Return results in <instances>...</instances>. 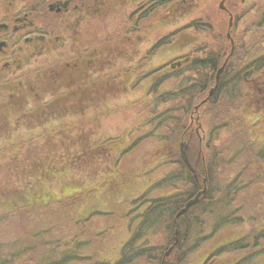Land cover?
<instances>
[{
    "label": "rangeland",
    "instance_id": "1",
    "mask_svg": "<svg viewBox=\"0 0 264 264\" xmlns=\"http://www.w3.org/2000/svg\"><path fill=\"white\" fill-rule=\"evenodd\" d=\"M81 1L76 0L77 3ZM102 1L92 4V18L89 19L91 21L89 25L82 23L83 16L88 13L79 12V19L77 16L79 21L74 19L72 32L78 43L72 45V50L58 46V49L47 59H44V56L31 58V61H27L30 63L26 62L24 66L16 65L5 71L8 74L0 86V151L7 154L0 157V192L16 191L15 188L23 187L28 177L36 176L40 179L41 194L49 192L61 196L84 188L83 191L87 194L74 199V201H83L79 205L78 214H85L90 209L99 207L102 210H113L115 216H109L108 211L106 213L103 211L101 216H94L85 223L83 237L87 238L89 243L85 244L82 250L94 256L92 260L105 259L112 262L118 257L122 243L127 242L132 236L128 231L127 220L123 216V212L129 207L128 202L145 188L147 176H143V173L148 167L156 164L162 155H168L170 147L165 146L161 153L160 146L146 138L143 139L144 141L141 139L140 148L121 156L123 148L117 147V151L111 146L100 148L107 144L92 148L93 144L101 141L102 138L104 143L115 139L125 148L131 140L137 138V129L142 127V125L137 127L138 124L146 115L150 116L147 99L144 100L147 90L161 80L160 76L166 75L165 71L173 61L183 59L187 55H192L194 58L199 55L196 51L205 45L215 46V37L223 32L224 26L223 36L231 45L229 55L231 56L236 49L233 69L229 73L227 83L233 85L235 81L241 80L242 76L246 80H252L248 76L246 66L242 71L240 67V60L248 52V56L257 57H248L246 63L252 65L259 73L263 71L260 74L261 78L257 79V85L264 89V61L261 60L264 59V39L257 36L253 40L248 38L246 33L247 20L254 11H259L260 17L264 19V0H226L225 5L233 17L232 29L228 24L229 13L220 8L221 0H197L199 6L185 8L183 11L185 13L182 15H179V12L169 13L170 16L168 15L166 20L158 21V16L164 12L160 9L159 12H156L157 10L152 12L147 20L139 21L136 18L138 25L134 30L130 28L131 23L127 20L128 11L132 9L127 0H122L120 2L122 5L117 4L112 9L104 8ZM172 1L169 0L168 3ZM253 7L255 9H252ZM200 19L208 26L200 22ZM191 22H197L196 26L206 30L201 31L192 27L190 29ZM183 27L186 34L178 40L175 31ZM207 28L212 29V32ZM228 31L231 38L227 36ZM118 32L123 37L119 40V44H106L107 37H114ZM97 35L99 36L96 37ZM129 35L136 38V48L131 45L129 49L125 41ZM86 40L98 42L88 45L89 41ZM81 42L87 46L82 45ZM96 45L106 48L98 51V54H93ZM77 50L78 52H75ZM89 58L91 63L88 61ZM191 62L192 60L188 63L182 62L184 65L178 71L169 72V74L175 73V77L164 83L161 88L165 89L166 86H174L183 81L185 78L182 77L181 72ZM48 63L53 66L49 67ZM97 64L102 69H96ZM163 67H166L164 71L160 70L152 74L153 71ZM115 68H120V75H113ZM50 102L55 104L43 109L47 113L36 114L37 108L38 111H42L43 104ZM202 104L204 103H199L196 107ZM256 108L257 106L252 109H255L257 117L260 113L264 114V93L261 96L260 108L258 110ZM199 114L203 116L201 118L194 116L190 123L194 124L193 140L197 138L198 146L202 150L203 133L209 129L207 121L212 113L201 109ZM197 117L202 128L195 121ZM214 121L217 123L219 119L214 118ZM253 133L260 137L264 135V119ZM186 138L190 140L188 135ZM243 138L250 142L247 136L244 135ZM188 139L181 138L175 143L177 147L170 152L174 153L175 157L180 154L183 158L182 150L187 155ZM227 139L229 142L227 146L232 148L234 146L231 143L235 141V144L239 145L242 137L224 133L222 140ZM243 142L246 143L244 140ZM86 143L89 146L83 145ZM92 152L94 153L91 154ZM191 152L198 151L192 147ZM188 162L194 167V162L190 160ZM169 168L171 166L166 161L163 167L155 169L149 177L154 175L152 179L159 182L161 172H166ZM50 172H55L56 176L49 178V181L42 180ZM67 187L69 192H65ZM119 197L123 199V203L114 204L115 199ZM240 198L249 205L254 203L252 197L240 196ZM1 210L0 207V236L3 234L0 245L7 239L10 231L7 220L4 221L6 217L2 216L5 213ZM7 216L12 221H16L19 214L9 213ZM22 216L23 214L20 215ZM46 222L53 224L50 221ZM70 224L72 226V222ZM136 226L139 225H134V230H137ZM237 233H241V230L225 229L215 240L204 244L198 253L194 252L191 263H212V260H204L206 254ZM55 234V230L51 231L50 241L53 243L49 248H40L41 251L45 250L44 253L49 254L55 243ZM72 235L74 239L81 237L76 232ZM69 239L71 244L75 245L74 240ZM157 241L160 244L163 239L160 237ZM67 244L70 245L68 241ZM173 251L174 248L168 255H164V259L172 256ZM36 257H41L38 250ZM29 258L31 259L32 256ZM80 264H89V262L85 260Z\"/></svg>",
    "mask_w": 264,
    "mask_h": 264
},
{
    "label": "trees",
    "instance_id": "2",
    "mask_svg": "<svg viewBox=\"0 0 264 264\" xmlns=\"http://www.w3.org/2000/svg\"><path fill=\"white\" fill-rule=\"evenodd\" d=\"M247 21V37L254 40L260 36L264 39V19L260 17L259 11L249 15ZM200 22L208 26L201 19ZM196 24L197 22L192 23L189 28L206 30ZM207 30L212 32V29ZM224 30L225 26L223 32ZM223 32L215 37V46L205 45L196 51L199 55L195 53L198 56L192 57L191 64L181 72L185 78L183 81L162 89L164 83L175 77V73L166 74L160 76L161 80L147 90L144 100L147 99L150 116L142 118L143 121L137 126L142 125V129H137L139 133L135 134L138 137L131 140L127 147L120 146L119 141L115 139L104 143L103 138L94 143L93 147L90 146L96 148L107 144L100 148L111 146L116 151L117 147H120L123 148L121 156L140 148L141 139L144 141L146 138L156 142L161 148V153L164 150L162 148L168 145L170 147L168 155H162L156 164L147 168L144 175L138 173L147 176V183L142 192L130 199L129 207L123 212L129 234L132 236L122 243L118 257L112 262L105 259L92 260L94 256L82 250V247L89 243V240L83 237L85 223L94 216H101L103 211H108L109 216H115L113 210L96 207L85 214H78L79 205L83 201L74 199L87 194L84 193V188L70 193L67 187L65 192L69 194L64 193L61 196L49 192L41 194L40 179L36 176L28 177L23 187H16V191L0 192L1 212L5 213L2 216L6 217L4 221L7 220L10 227L7 239L0 245V264H80L85 260L89 264H192L193 255L198 253L204 244L219 237L225 229H238L241 233L210 250L204 260H212L209 264H264V135L260 137L253 133L254 129L260 127L264 114L260 113L257 117L255 109H252L256 106L257 110L260 108L264 89L257 85V79L261 78L263 71L259 73L252 65L246 63L248 57H254L248 56L247 52L240 60V67L242 71L246 66L248 76L252 80H246L242 76V79L235 81L233 85L227 83L229 73L233 69L236 49L230 56V41L223 36ZM226 59L228 62L221 73L218 87L209 100L196 111V105L201 103L214 87L217 70ZM157 72L159 69L153 71L154 74ZM54 104L44 103L42 111L37 108L36 114L47 113L43 109H48ZM201 109L212 113L207 121L209 129L203 133L202 150L198 146L197 138L193 140L194 124H191L192 115H198ZM202 116L200 115V118ZM214 118L219 121L215 123ZM224 133L242 137L241 142L236 145L233 141L231 144L234 147L229 148L228 139L222 140ZM187 135L190 140L186 138ZM244 135L250 142L243 138ZM183 137L188 139L187 157L194 162L195 173L188 169L180 154L175 157L174 153L170 152L177 147L175 143ZM192 147L198 152H191ZM6 154L0 151V157ZM166 161L171 168L161 172L159 182L152 179L154 175L149 177L155 169L163 167ZM54 176L55 172H50L42 180L49 181V178ZM204 177H207L206 194L176 222V212L202 189ZM240 196L252 197L254 203L249 205ZM113 203L121 205L123 199L116 198ZM9 213H18V220L7 218ZM134 225H139L136 226L137 230L133 229ZM53 230L56 232L54 246L49 254L44 253L45 250L41 251L40 248H49L53 243L50 241ZM74 232L81 237L74 239ZM2 237L3 234L0 239ZM160 237L163 241L159 244L157 240ZM69 238L74 240L75 245L71 244ZM171 245H174V254L171 253L172 256L164 259V253ZM37 250L41 256L39 258L36 257Z\"/></svg>",
    "mask_w": 264,
    "mask_h": 264
},
{
    "label": "flooded vegetation",
    "instance_id": "3",
    "mask_svg": "<svg viewBox=\"0 0 264 264\" xmlns=\"http://www.w3.org/2000/svg\"><path fill=\"white\" fill-rule=\"evenodd\" d=\"M97 1L102 0H82L81 3H77L76 0H0V84H3L5 76L8 74L5 73L7 69H12L16 65L24 66L27 61L32 60L31 58L44 56V59H47L58 49V46H61V48L64 46V49H68L69 51L72 50V45H77L78 43L76 36H74L72 32L74 19L76 18V20L79 21V12L88 13L83 16L82 23L89 25L91 23L89 19L92 18L91 6ZM121 1L122 0H103L102 4L104 8L108 7L112 9L115 8L117 4L122 5L120 3ZM168 1L169 0H127V3L130 4L132 8L131 11H128L127 15V20L131 23L130 28L133 30L136 29V25H138V23H136V18L139 21L147 20L151 17H149V15L152 14V12L156 10V12H159L158 9L164 11L161 16H158V21H161L162 19L166 20L169 13L179 12V15H182L185 13L183 12L185 8L191 9L195 6H199L197 0H173L170 4ZM252 9H255V7ZM133 21L134 24H132ZM191 24L192 22L189 23V26ZM75 25L79 26L80 24ZM187 26L188 25H186V27ZM130 28L128 31L129 33L131 30ZM175 33H177L176 37L179 40L185 34L184 27L175 31ZM98 36L99 35L96 37ZM121 38L123 37H121L118 32L114 37L105 38L107 40L106 44H119ZM125 41L129 45V49L131 45L136 48L137 42L133 35H129ZM96 43H94L93 40L87 42L88 45ZM87 44L82 43V45L85 46H87ZM98 44H100V42ZM105 48L106 46L96 45L92 53L98 54V51H103ZM75 52H78V50ZM185 58H189V60L186 61ZM185 58L173 61L165 73L169 74V72H173V70H179L181 66L184 65L182 62L188 63L191 61L192 55ZM88 61L91 63L90 58ZM177 62L181 64L179 65ZM48 65L49 67L53 66L49 63ZM103 66L104 63L102 64V67ZM87 68L88 67H86V70ZM95 68L102 69L98 64ZM165 68L166 67H163L159 69V71H164ZM119 69L115 68L114 76L120 75ZM2 84L0 86H2Z\"/></svg>",
    "mask_w": 264,
    "mask_h": 264
},
{
    "label": "water",
    "instance_id": "4",
    "mask_svg": "<svg viewBox=\"0 0 264 264\" xmlns=\"http://www.w3.org/2000/svg\"><path fill=\"white\" fill-rule=\"evenodd\" d=\"M224 2H225V0H221V2H220V8L221 9H224V10H227ZM232 24H233V17H232V15H230L229 28L232 26ZM227 36L229 38H231L230 32L227 33ZM232 43H233V40H232ZM226 63H227V60L218 69L217 74H216V84H215V86L213 88L210 89L208 96L204 100H202L201 103L206 102L212 96L214 90L218 86L219 79H220V75H221L223 69L225 68ZM198 107L199 106H197L196 109H198ZM182 151H183V153H182L183 155L182 156H183L184 162L186 163V165L188 166V168L190 170L194 171L193 167L188 162L189 160H188V157L186 155V152L184 150H182ZM203 182H204V186H203L202 190L198 191V193L193 198L189 199L185 203V205L176 213L175 220H177L182 214H184L185 212H187L191 206H193L194 204H196L197 202H199V200H200V198H201L202 195L206 194V192H207V178H205ZM176 234H177V231H176ZM173 247L174 246H171L170 249L166 252L165 255H168L169 252L173 249Z\"/></svg>",
    "mask_w": 264,
    "mask_h": 264
}]
</instances>
